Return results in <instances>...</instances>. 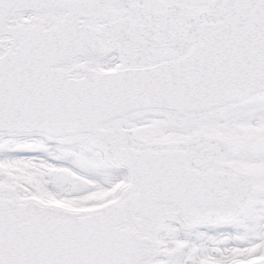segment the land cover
Returning a JSON list of instances; mask_svg holds the SVG:
<instances>
[{
	"label": "snow or ice",
	"instance_id": "1",
	"mask_svg": "<svg viewBox=\"0 0 264 264\" xmlns=\"http://www.w3.org/2000/svg\"><path fill=\"white\" fill-rule=\"evenodd\" d=\"M0 264H264V0H0Z\"/></svg>",
	"mask_w": 264,
	"mask_h": 264
}]
</instances>
